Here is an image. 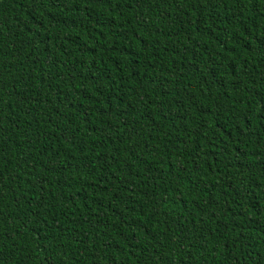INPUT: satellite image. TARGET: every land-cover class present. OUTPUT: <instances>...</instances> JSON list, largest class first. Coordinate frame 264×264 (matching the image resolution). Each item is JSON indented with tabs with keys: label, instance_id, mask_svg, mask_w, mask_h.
<instances>
[{
	"label": "trees",
	"instance_id": "obj_1",
	"mask_svg": "<svg viewBox=\"0 0 264 264\" xmlns=\"http://www.w3.org/2000/svg\"><path fill=\"white\" fill-rule=\"evenodd\" d=\"M0 264H264V0H0Z\"/></svg>",
	"mask_w": 264,
	"mask_h": 264
}]
</instances>
